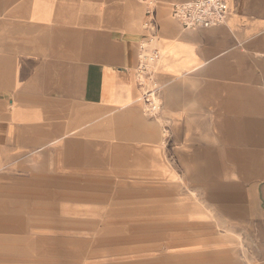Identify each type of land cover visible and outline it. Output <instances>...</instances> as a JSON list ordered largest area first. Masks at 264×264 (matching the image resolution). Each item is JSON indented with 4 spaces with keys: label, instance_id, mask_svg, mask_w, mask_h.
<instances>
[{
    "label": "crops",
    "instance_id": "crops-1",
    "mask_svg": "<svg viewBox=\"0 0 264 264\" xmlns=\"http://www.w3.org/2000/svg\"><path fill=\"white\" fill-rule=\"evenodd\" d=\"M145 0H0V264H264V0L185 29Z\"/></svg>",
    "mask_w": 264,
    "mask_h": 264
},
{
    "label": "built area",
    "instance_id": "built-area-1",
    "mask_svg": "<svg viewBox=\"0 0 264 264\" xmlns=\"http://www.w3.org/2000/svg\"><path fill=\"white\" fill-rule=\"evenodd\" d=\"M147 2L146 18L143 23L145 32L139 42L138 66L136 76L143 88L140 101L146 114L155 116L160 110V89L155 69L160 58L154 7L156 0ZM227 0H189L173 2L170 7L172 17L185 29L210 28L221 25L229 12Z\"/></svg>",
    "mask_w": 264,
    "mask_h": 264
}]
</instances>
